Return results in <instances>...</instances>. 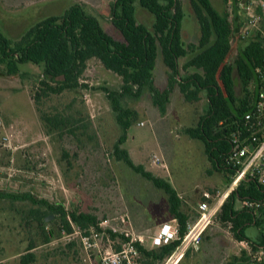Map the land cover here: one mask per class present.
Instances as JSON below:
<instances>
[{"label":"rangeland","instance_id":"374dc122","mask_svg":"<svg viewBox=\"0 0 264 264\" xmlns=\"http://www.w3.org/2000/svg\"><path fill=\"white\" fill-rule=\"evenodd\" d=\"M113 1L0 0V29L6 37L16 40L39 21L61 15L79 3L100 20L107 33L121 39L111 23ZM182 2L183 41L196 43L199 25L188 0ZM211 3L220 13L228 10L225 0ZM136 15L140 23L152 28L151 13L138 7ZM245 45L239 37L233 40L231 59ZM19 69V75L7 76L6 66L0 64V191L30 192L64 205L68 211L93 214L100 222L127 215L132 230L146 238L171 221L165 192L113 156L120 130L105 93L98 88L118 90L122 80L93 59L82 81L89 87L87 90L53 95L37 103L33 95L43 66L28 63ZM154 78L156 87H166L167 69L160 55ZM236 92L241 95L237 77ZM125 103L137 112V118L123 148L137 165L171 182L191 217L197 215L202 200H214L228 191L230 180L212 168L204 145L185 134L206 111L205 95L190 104L175 88L165 114L153 105L149 91L140 99ZM43 116L50 118L52 124L57 123V127L47 125ZM155 157L161 163L155 164ZM30 208L28 203L0 201V264H20V255L30 240L39 245L34 250V264H90L80 242H69L62 234L47 245H40L36 224L26 223ZM50 228L48 225L47 230ZM247 233L255 240L259 229L252 227ZM238 242L231 224L216 220L205 232L200 248L191 250L180 264H231L233 257L241 255ZM92 259L94 263L97 260L95 255Z\"/></svg>","mask_w":264,"mask_h":264},{"label":"trees","instance_id":"16d2710c","mask_svg":"<svg viewBox=\"0 0 264 264\" xmlns=\"http://www.w3.org/2000/svg\"><path fill=\"white\" fill-rule=\"evenodd\" d=\"M225 2L228 4L229 0ZM188 4L200 28L198 41L190 44L185 43L182 36L185 19L182 0H114L111 4V23L121 39L107 33L100 20L79 3L61 15L39 21L16 40L6 37L0 29V64L6 66L7 76L19 75V66L23 64L43 66L33 95L37 103L53 95L87 90L89 87L82 81L88 63L93 59L122 80L118 90L98 88L105 93L120 130L113 156L165 192L169 220L179 222L181 235L186 232L187 224L194 222L198 215L191 217L184 210L183 200L170 181L152 174L143 165H137L129 151L123 148L137 118V112L127 107L125 102L140 99L149 91L153 105L165 114L175 88L190 104L200 101L205 95L206 111L198 124L186 129L185 134L204 145L212 168L227 176L231 183V176L235 173L227 164L234 148L231 137L242 129L244 117L252 108L257 69L262 66L264 58V41L259 34H255L244 41L246 45L231 59L233 40L238 38L240 30L238 19L231 18L228 10L220 13L211 0H188ZM138 7L154 16L151 29L138 21ZM159 55L167 69V85L164 88L155 86L154 71ZM235 75L241 87L240 96L236 92ZM42 118L50 127H57L58 124H52L47 116ZM247 199H264V188L253 179L242 181L230 193L216 220L224 225L231 224L235 239L249 241L255 252L264 248V208L258 213L239 208L238 200ZM6 200L31 205L26 223L36 224L40 245L51 243L62 231L71 233V222L82 229L97 227L100 223L93 214L68 211L64 205L38 198L30 192L0 191V201ZM47 218L53 220L47 222ZM48 225L51 226L49 230ZM252 227L259 229L255 240L247 233ZM178 245L179 242H174L157 250L139 248L142 260L146 264H154L157 260L164 261ZM38 246L30 240L25 253L20 255V264H34L37 259L34 250ZM238 263L264 264V259L257 262L242 251L231 261V264Z\"/></svg>","mask_w":264,"mask_h":264},{"label":"built area","instance_id":"2783aa9c","mask_svg":"<svg viewBox=\"0 0 264 264\" xmlns=\"http://www.w3.org/2000/svg\"><path fill=\"white\" fill-rule=\"evenodd\" d=\"M228 3L230 17L237 18L240 23L239 39L248 41L259 34L264 41V0H229ZM255 88L252 108L244 117L242 129L231 137L234 148L227 164L235 173L231 176L230 188L214 200H202L197 207V219L187 224L183 235L180 234L179 222L173 219L146 238L132 230L127 215H120L87 229L71 222L72 232L62 231L63 238L69 242L79 241L90 264H146L139 247L157 250L174 242H179L176 249L164 261L157 260L154 264H180L188 252L198 250L205 232L216 220L226 199L242 181L253 179L264 188V58L262 66L257 69ZM154 163L161 161L155 157ZM238 207L258 213L264 208V199L238 200ZM238 243L241 252L246 251L253 260L261 262L264 259V248L253 252L249 241L241 240ZM93 255L97 258L95 263Z\"/></svg>","mask_w":264,"mask_h":264},{"label":"water","instance_id":"95a60500","mask_svg":"<svg viewBox=\"0 0 264 264\" xmlns=\"http://www.w3.org/2000/svg\"><path fill=\"white\" fill-rule=\"evenodd\" d=\"M50 219H52V218H47L46 221H48V220H50Z\"/></svg>","mask_w":264,"mask_h":264},{"label":"crops","instance_id":"0c3cea01","mask_svg":"<svg viewBox=\"0 0 264 264\" xmlns=\"http://www.w3.org/2000/svg\"><path fill=\"white\" fill-rule=\"evenodd\" d=\"M165 223H166V222H165ZM163 224H164V223H163ZM160 226H161V225H160ZM160 226H159V227H160ZM159 227H158V228H159ZM158 228H157V229H158Z\"/></svg>","mask_w":264,"mask_h":264}]
</instances>
